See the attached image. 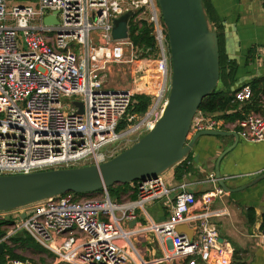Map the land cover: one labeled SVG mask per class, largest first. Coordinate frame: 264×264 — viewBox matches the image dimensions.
Segmentation results:
<instances>
[{"label":"built area","instance_id":"obj_1","mask_svg":"<svg viewBox=\"0 0 264 264\" xmlns=\"http://www.w3.org/2000/svg\"><path fill=\"white\" fill-rule=\"evenodd\" d=\"M16 1L24 0H0V176L99 166L118 154L106 149L122 136L141 133V138L154 128L167 106L171 77L167 30L157 0ZM126 12L133 13L129 36L115 40L114 20ZM54 13L59 24L46 25L45 18ZM144 22L152 30L156 51L147 50L142 59L131 41V27ZM124 66L143 76L119 88L111 81L113 67ZM149 73L153 78L144 80ZM141 88L149 92L152 105L140 117L128 111ZM252 98L248 85L235 95L238 103ZM75 102L83 104V114H77ZM123 121L128 127L121 134ZM203 131L233 132L246 142L264 143V113L227 123L198 111L189 140ZM206 182L218 183L214 175ZM187 188L173 189L159 176L138 182L137 199L124 203L112 201L107 191L91 198L73 193L48 198L26 210L0 213V226L6 227L0 244L10 246L11 238L24 232L58 263L152 264L133 244L134 238L152 233L161 245H172V252L153 264H232L233 249L220 241L209 222L221 215L211 205L224 191L216 188L198 199ZM162 200L171 205L166 221L127 228L147 214L148 204ZM192 224V240L177 231ZM253 237L264 242V226ZM4 264L31 263L8 255Z\"/></svg>","mask_w":264,"mask_h":264},{"label":"water","instance_id":"obj_2","mask_svg":"<svg viewBox=\"0 0 264 264\" xmlns=\"http://www.w3.org/2000/svg\"><path fill=\"white\" fill-rule=\"evenodd\" d=\"M157 3L167 30L171 77L168 103L154 128L133 146L99 166L1 175L0 213L23 209L68 193L94 194L117 185L157 179L188 159L201 137L232 136L239 140L236 133L223 131L199 132L189 140L192 121L203 100L219 85L218 35L207 17L204 0H157ZM132 15V12H126L114 20L115 40L128 38V23ZM44 23L58 25L57 13L46 17ZM75 104L80 108L77 114H83V104ZM232 148L222 153L215 166L218 184L230 193L236 191L225 185L220 163ZM263 179L264 175L246 188ZM138 222L137 219L129 222L127 228L134 229ZM177 231L192 239L193 233L187 226H180ZM4 252L5 245L0 244V264Z\"/></svg>","mask_w":264,"mask_h":264},{"label":"crops","instance_id":"obj_3","mask_svg":"<svg viewBox=\"0 0 264 264\" xmlns=\"http://www.w3.org/2000/svg\"><path fill=\"white\" fill-rule=\"evenodd\" d=\"M210 3L223 25L225 55L229 62L235 64L234 83L230 90H240L255 80L261 82L260 93L253 101L239 103V111L245 115L264 113V0H210ZM249 105L256 110H249ZM194 136L191 135L190 140ZM232 146L220 163V173L227 188L236 191L234 193L224 191L218 183L206 182L211 175L215 176L218 158ZM191 155L193 160L190 165L187 163L188 172L181 180L177 179V166L162 175L166 185L178 189L186 184L198 199L221 188L224 194L215 198L211 205V210L221 215L211 218L209 222L218 230L220 241L228 243L233 249L232 264H264V242L253 237L264 226V179L246 188L264 175V143H250L240 137L236 140L232 136L201 137L196 141ZM133 195L134 191L130 190L112 201H133ZM250 210L254 211L253 223L249 222ZM146 213L145 216L141 215L137 229L146 227L149 221H166L171 214V205L163 200L156 201L146 206ZM187 227L192 231L193 239L196 224ZM133 244L143 258L152 264L163 258L165 253L172 252L170 241L161 245L159 238L152 233H143L141 237L134 238Z\"/></svg>","mask_w":264,"mask_h":264},{"label":"trees","instance_id":"obj_4","mask_svg":"<svg viewBox=\"0 0 264 264\" xmlns=\"http://www.w3.org/2000/svg\"><path fill=\"white\" fill-rule=\"evenodd\" d=\"M205 11L207 17L210 21L211 26H213L218 35L219 41V50H220V81L218 87L212 92L208 97H206L199 111L205 113L206 115L213 116L217 119L224 120L227 123H235L244 118L245 114L239 111V103L235 101V95L239 90L231 91L230 86L234 83V74L236 69H234L235 64L233 62H229L223 48V25L219 18L216 16L213 7L211 6L210 0H204ZM152 30L149 27L148 23L144 22L140 28L131 27V41L133 42L136 49H138L142 55L141 58L148 57L146 53L147 50H150V54H154L156 51L155 39L152 36ZM261 82L258 80L253 81L248 86L251 87L253 91V98L260 93ZM223 86V87H220ZM152 105V97L149 92L144 88L138 90L133 99V103L129 108L128 113L136 116H144L150 109ZM249 110H256L252 105L248 106ZM247 108V109H248ZM245 109L246 111H249ZM244 110V111H245ZM245 111V112H246ZM128 127V123L123 121L118 128V132L121 133L125 131ZM128 149V148H127ZM124 149L123 151H125ZM122 151V152H123ZM193 160L192 155L188 157V159L177 166V179L181 180V178L188 172L187 163ZM132 185L134 187H132ZM138 182H134L132 184L125 185H117L112 188H108L107 192L111 198V200L118 199L122 195L128 194L130 190L134 191V195L131 197L133 200L137 199L138 193ZM101 190L94 194H75L78 198H91L96 194L103 193ZM74 194V193H73ZM249 222H254V211H249ZM11 221H6L5 224H12ZM1 228V226H0ZM1 230V229H0ZM2 231H0V234ZM11 245H5V252L2 256V263L4 264L6 261V256H10L12 259H18L22 262H27L28 260L25 257H22L16 254L17 248H29L35 251H40L43 253H49L46 249L38 245L29 235L24 232L18 233L14 237L11 238ZM50 254V253H49ZM52 255V254H50ZM54 256V255H52Z\"/></svg>","mask_w":264,"mask_h":264},{"label":"rangeland","instance_id":"obj_5","mask_svg":"<svg viewBox=\"0 0 264 264\" xmlns=\"http://www.w3.org/2000/svg\"><path fill=\"white\" fill-rule=\"evenodd\" d=\"M16 2L30 3L33 1L24 0V1H16ZM123 68H124V70L122 69V67H119V68L113 67V72H112V76H111L112 84L119 87V88L130 87L131 85H133L136 82V80H138L139 78H142V76H143L142 74L136 73V68L135 69H129L126 66H124ZM144 77H146V79L143 78L146 81H150V79L153 78L151 73L145 75ZM169 81H170V79H169ZM66 102L71 103L72 101L67 100ZM143 120H144V118L137 120V123H135V126L138 124V122L143 121ZM124 132H126V130L121 132V134H123ZM140 134L141 133L126 134V135L122 136V138L119 139V141L112 144L106 150L119 154L124 149H127V148L133 146L139 140ZM104 193L105 192L100 193V194H96L94 197L102 196V195H104ZM23 210H26V208H24ZM2 230H6V227H2L1 231ZM15 252H16V254H18L22 257H25L28 260V262L31 264H64V263H58L56 257L50 255L49 253H43V252L35 251V250L29 249V248H17Z\"/></svg>","mask_w":264,"mask_h":264}]
</instances>
